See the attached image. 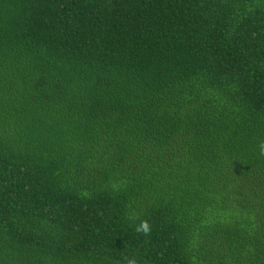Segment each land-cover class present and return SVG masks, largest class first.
Wrapping results in <instances>:
<instances>
[{
	"label": "trees",
	"instance_id": "trees-1",
	"mask_svg": "<svg viewBox=\"0 0 264 264\" xmlns=\"http://www.w3.org/2000/svg\"><path fill=\"white\" fill-rule=\"evenodd\" d=\"M261 140L264 0H0V264H264Z\"/></svg>",
	"mask_w": 264,
	"mask_h": 264
},
{
	"label": "clouds",
	"instance_id": "clouds-1",
	"mask_svg": "<svg viewBox=\"0 0 264 264\" xmlns=\"http://www.w3.org/2000/svg\"><path fill=\"white\" fill-rule=\"evenodd\" d=\"M257 148L259 155L264 157V140L259 141ZM134 230L137 234L148 236L151 234L152 226L147 219H143L135 225ZM125 264H138V259L135 256L127 257L125 258Z\"/></svg>",
	"mask_w": 264,
	"mask_h": 264
}]
</instances>
